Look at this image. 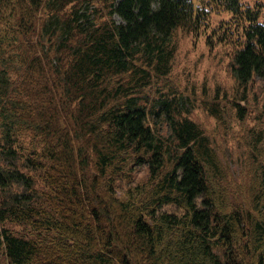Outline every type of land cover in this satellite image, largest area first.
Wrapping results in <instances>:
<instances>
[{
  "label": "trees",
  "instance_id": "16d2710c",
  "mask_svg": "<svg viewBox=\"0 0 264 264\" xmlns=\"http://www.w3.org/2000/svg\"><path fill=\"white\" fill-rule=\"evenodd\" d=\"M260 12L239 0H0L7 263L245 264L247 249L264 264V167L248 206L230 202L207 135L182 115L186 98L162 89L178 28L237 30L235 80H264ZM140 166L154 184L117 196Z\"/></svg>",
  "mask_w": 264,
  "mask_h": 264
},
{
  "label": "rangeland",
  "instance_id": "374dc122",
  "mask_svg": "<svg viewBox=\"0 0 264 264\" xmlns=\"http://www.w3.org/2000/svg\"><path fill=\"white\" fill-rule=\"evenodd\" d=\"M198 1L194 0L195 4ZM239 2L258 5L264 19V0ZM231 13L229 10L210 13L211 23L228 20ZM208 33L213 34L211 28L200 33L181 28L174 32L176 51L162 89L173 92L172 88H176L186 98L190 111L182 115L193 120L207 135L220 166L217 181L226 186L230 202L248 206L246 199L257 180L252 175L259 167H264V80L254 77L244 85L235 80L232 63L237 30L229 35L218 30L217 38ZM158 123L162 124L165 134L163 119H158ZM126 174L129 178L120 179L115 185L116 195L122 198L134 185L149 189L154 184L145 166L131 168ZM161 210L181 212L173 204L164 205ZM251 256L245 249V264H255ZM237 258L236 255L235 260ZM131 263L139 264V261ZM0 264H8L1 252Z\"/></svg>",
  "mask_w": 264,
  "mask_h": 264
}]
</instances>
